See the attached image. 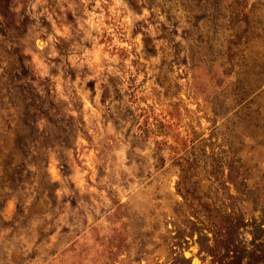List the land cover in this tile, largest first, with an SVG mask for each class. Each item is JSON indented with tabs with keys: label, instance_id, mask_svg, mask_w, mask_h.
<instances>
[{
	"label": "rangeland",
	"instance_id": "1",
	"mask_svg": "<svg viewBox=\"0 0 264 264\" xmlns=\"http://www.w3.org/2000/svg\"><path fill=\"white\" fill-rule=\"evenodd\" d=\"M0 264H264V0H0Z\"/></svg>",
	"mask_w": 264,
	"mask_h": 264
}]
</instances>
